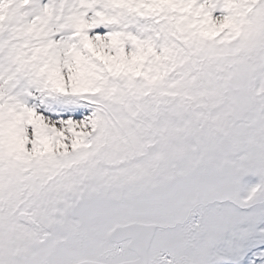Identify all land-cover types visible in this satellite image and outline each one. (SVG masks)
I'll list each match as a JSON object with an SVG mask.
<instances>
[{"label": "snow or ice", "instance_id": "6c2138e0", "mask_svg": "<svg viewBox=\"0 0 264 264\" xmlns=\"http://www.w3.org/2000/svg\"><path fill=\"white\" fill-rule=\"evenodd\" d=\"M0 264H264V0H0Z\"/></svg>", "mask_w": 264, "mask_h": 264}]
</instances>
